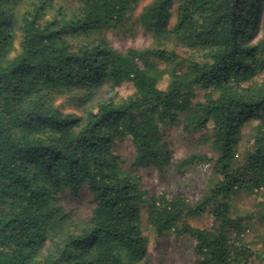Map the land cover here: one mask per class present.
<instances>
[{
	"label": "trees",
	"instance_id": "obj_1",
	"mask_svg": "<svg viewBox=\"0 0 264 264\" xmlns=\"http://www.w3.org/2000/svg\"><path fill=\"white\" fill-rule=\"evenodd\" d=\"M74 1L0 0V264H151L147 230L190 237L193 264H264L231 202L264 188V0ZM125 16L151 45L110 43ZM168 123L212 155L172 160ZM172 166L210 168L198 200L141 187Z\"/></svg>",
	"mask_w": 264,
	"mask_h": 264
},
{
	"label": "rangeland",
	"instance_id": "obj_2",
	"mask_svg": "<svg viewBox=\"0 0 264 264\" xmlns=\"http://www.w3.org/2000/svg\"><path fill=\"white\" fill-rule=\"evenodd\" d=\"M63 4L71 10H76L79 2L74 0H62ZM149 0H142L140 6L135 10L137 14L140 8ZM132 21L127 16L123 19V24L119 27V31L113 32L107 30L104 35L110 43L118 49H126L128 47L142 48L151 45L152 39L143 29L136 25L132 27ZM131 28L129 31L126 28ZM181 56H186V51H180ZM160 83V87H164L167 75ZM106 88V87H105ZM103 97L108 96V91ZM133 91L132 84L125 82L121 86L114 89L118 96L125 97ZM197 98L202 99L203 89L196 88ZM115 94V93H114ZM62 100H58L61 102ZM162 132L166 140L169 142L172 151V160H178L189 154H207L212 155L209 143L200 138L199 133L187 134L180 126L174 124H164L161 126ZM124 154H129L131 145L126 140L121 144ZM210 172V168H185L178 171L175 167H168L164 172H159L154 167L142 168L139 170L141 187L150 191V193L161 194L166 193L168 197L177 194H183L188 197L189 201H196L201 197L205 189V176ZM264 197V188L257 195L247 194L245 192L236 193L232 196V206L241 215L254 214L251 218L252 234L264 233V222L258 219L256 213L257 203L262 201ZM144 221V218H142ZM145 222V221H144ZM192 226L210 227L212 216L208 212L202 213L200 216L189 219ZM147 257L151 264H193L195 254L192 251L191 239L188 236L176 237L169 233L162 236H156L152 230H147ZM254 264H259L253 260Z\"/></svg>",
	"mask_w": 264,
	"mask_h": 264
}]
</instances>
